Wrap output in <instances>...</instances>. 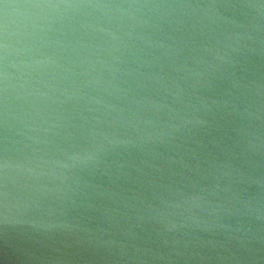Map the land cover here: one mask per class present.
Instances as JSON below:
<instances>
[{
  "label": "water",
  "instance_id": "1",
  "mask_svg": "<svg viewBox=\"0 0 264 264\" xmlns=\"http://www.w3.org/2000/svg\"><path fill=\"white\" fill-rule=\"evenodd\" d=\"M0 264H264V0H0Z\"/></svg>",
  "mask_w": 264,
  "mask_h": 264
}]
</instances>
